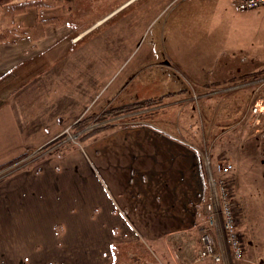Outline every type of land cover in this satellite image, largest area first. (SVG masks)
<instances>
[{
	"label": "crops",
	"instance_id": "obj_1",
	"mask_svg": "<svg viewBox=\"0 0 264 264\" xmlns=\"http://www.w3.org/2000/svg\"><path fill=\"white\" fill-rule=\"evenodd\" d=\"M220 1H181L178 4L179 23L186 18L194 23L189 27V33L193 34L189 37L190 41L170 42L169 47L180 55L171 57L164 51L165 58L156 56L148 67L134 70V75L128 76L133 79L139 77L142 82L138 84V89L150 87L149 90L121 96L125 85L123 80L111 99L123 104L147 96H169L173 91L188 92L194 87L208 89L213 86L200 96H224L235 89L245 91L242 88L246 87L240 86L239 80L262 67L253 66L252 52L237 55L233 43L228 41L234 31L231 23L214 14L219 13L218 9L227 16L247 11L237 10L229 0ZM149 5L151 23L167 6L158 10L156 3L153 4L154 9ZM123 9L117 7L106 15ZM42 10L44 12L45 9L26 8L16 16L15 23L25 31L42 19L39 16ZM208 15H213L212 21L219 23L216 29L205 22ZM3 19L0 7V30L6 27ZM59 26L45 25L43 36L37 39L22 33L0 40V78L9 76L21 65L35 64L37 68L46 61L56 64L62 57L57 50L61 46L54 51L52 49L62 45L64 36L46 38ZM215 30L217 34L212 39ZM216 36L224 38L223 43L214 42ZM137 37L140 40L138 33ZM66 43L70 55L64 57L69 60L68 65L91 59L88 51L83 61H78L76 53L71 54L75 51L73 48L78 43L77 39L64 42L65 49ZM61 66L52 69L56 73L63 71L65 76L67 65ZM29 69L32 70L29 67L28 72ZM83 72H91L85 76L83 85L88 89V97H92L93 72L89 70V62L85 63ZM142 73L148 74L143 76ZM51 76L50 80L59 78L55 73ZM100 77L108 79L102 72ZM30 78L36 79V85L44 83L38 75L26 76V79ZM65 83L68 84L67 92L57 93L53 88L26 83L8 94L10 98L0 105V129L4 132L0 142L20 145L9 151V156L17 157L28 152L32 144L49 142L65 125L71 126L80 119L75 117L77 89L70 86L74 81L69 79ZM61 95H64L62 99ZM227 102L222 105L220 101L219 112L236 111L237 105L231 104V100ZM67 103L72 105V109ZM3 109L9 114L1 112ZM240 125L236 120L230 127L240 129ZM260 125L264 128V120ZM227 131L229 128L214 137L213 142ZM233 135L229 134V140H234V144H237L235 141L252 139L238 136L232 139ZM218 153L220 151L213 153L212 149L208 156L214 160ZM228 157L237 158L232 153ZM211 166L216 175L217 163ZM203 170L196 147L172 134L166 124L155 120L113 126L89 138L78 149L47 155L34 168L22 167L0 184V264H133L137 261L134 259L136 255H143L142 248L152 246L155 250L156 242L162 240H176L182 245L181 259H176L175 263L166 259L164 263L140 264H232L234 260L230 257H226L223 263L210 260L191 262L199 245L198 228L205 216L208 172ZM228 175L231 176L230 172ZM238 197L237 203L239 205L240 202L243 208V199L239 194ZM241 243L242 253H245L242 239ZM188 245L191 251L185 250ZM162 251L171 252V249ZM254 254L259 255L257 249ZM247 260L252 261L253 258Z\"/></svg>",
	"mask_w": 264,
	"mask_h": 264
},
{
	"label": "rangeland",
	"instance_id": "obj_2",
	"mask_svg": "<svg viewBox=\"0 0 264 264\" xmlns=\"http://www.w3.org/2000/svg\"><path fill=\"white\" fill-rule=\"evenodd\" d=\"M127 1L62 0L61 3L55 6L40 7L45 9L44 12L42 10L39 14L43 20L47 19L44 26L47 24L60 25L58 28H54V32L52 34L49 33L46 39L64 36L61 40L62 45L58 44L56 48L52 49L54 51L61 46L57 50H59V54L62 57L57 60L56 64L46 61L44 65H38L37 68H35V64L32 66L30 64L18 66L12 74L0 78V105L6 103L8 98H10L11 95L8 94L12 89L15 92L26 83L31 86L53 88L58 93L59 91L67 92L66 86L68 84L65 82H69V79H71L74 83L70 86H74L77 89L75 93L77 98L75 117L86 118V121L82 124L83 127L81 129L72 130L69 128L70 126L65 125L52 140L50 139L46 143L42 142L43 144H32L33 147L29 148L28 152L17 155V157L9 156V151L20 145L0 142V184H3L18 169L22 167L34 168L47 155L63 154L70 150L78 149L86 140L101 134L102 131L104 132L108 128L129 123H148L155 120L163 123V125L166 124L172 134L187 140L196 147L205 173L210 171L214 177H217L218 173L215 175L212 172L214 167L211 165H216V163L221 166L226 163L232 165L231 171H229L232 178L228 175L229 172L225 178L228 180V187L232 194L233 203L231 204L238 223L236 229L245 245L243 258L235 259L232 264H264V128L261 125L257 128L251 126L246 118L248 108L256 94L254 93L255 88L248 86L242 88L245 91L238 92L235 89L233 93L215 97L212 94L208 96L199 95L212 89L213 86L211 85L208 89L194 87V92L193 90L188 92L179 90L170 92L169 96L154 95L140 98L135 101L149 98L157 99L152 104H150L151 102H145L144 105L138 108L128 107V109L125 108L123 111L122 109L117 110L119 106L130 105L129 103L134 102L130 100L131 102L127 101L122 104L117 99H111L115 97L116 88L123 83V80H125V88L123 87L121 96H130L136 92L141 93L149 90L148 88L150 87L138 89V84L142 82L141 79L139 77L133 79V77L128 76L132 75L134 70L148 67L149 62L156 56L165 58L164 51H167V55L171 57L180 55L169 47L170 42H175L176 40L180 42L190 41L189 37L193 35L189 33V27L194 21L186 18L179 23L180 11L178 4L186 0H130L131 2L129 1V3ZM222 1L224 0L220 2ZM154 3H156L158 10L167 7L155 21L150 23L149 4L152 5L151 9H154ZM117 7H124V9L116 14L106 15L108 11L115 10ZM218 11L219 13H215L214 16L226 19L229 24L231 23V28L234 29L231 39H228V41L233 43L237 55L252 52L253 54L250 56H252L251 62L253 66L257 68L264 67V7L247 9L245 10L247 12H236L235 15L231 14L230 16H227L221 9H218ZM18 14L15 15V22ZM211 16L213 17V15ZM212 17L208 15L205 22L212 29H216L219 23L212 21ZM7 19L5 17L3 19L4 26L8 23ZM133 31H135L134 35ZM137 33L140 36V40L137 37ZM214 34H217V30L213 31L212 39L215 37ZM72 39H77L78 43L73 48L75 51L71 54L76 53L78 61H83L86 51H88L91 58L89 61L68 65L67 62L69 60L65 59L64 56L68 57L70 52L67 51V43L65 44L66 49L63 45L64 42ZM223 39L221 36H216L214 42L223 43ZM250 45L249 50L248 47ZM69 50L72 49L69 48ZM88 62L89 70L93 72L91 80L93 84L91 88V91L93 90L92 97H88V89L83 85L86 82L85 76L91 73L83 72L85 63ZM61 65H67L65 76L63 71L56 73L54 70ZM29 67L32 69H29L30 72L27 71ZM144 71L147 72L148 70L144 69ZM36 72L38 73L34 75ZM101 72L108 77L107 80L100 77ZM54 73L61 79L53 78V80H50L51 75ZM144 73L141 75L145 76L148 74L144 75ZM30 75H38V79L44 83L36 85L38 84L36 79H26V76ZM126 77L128 78L125 79ZM45 82H49V84H45ZM86 91L87 94H85ZM49 93L53 94L52 92ZM60 97L62 99L64 95ZM230 100L231 104L237 105L236 111L233 113L228 110L219 112V105H226L228 104L227 101ZM66 105L72 109L71 104L67 103ZM130 108L133 109L129 110ZM1 112L5 115L9 114L4 109ZM236 120L237 123H241L240 129L230 127ZM2 121L4 123L3 118ZM228 128L229 131L226 134H222L213 142L214 137ZM66 129L68 130L65 131ZM83 131L89 132L83 136H77L76 139L71 138L74 139L73 141L69 139V135H72L71 133ZM229 134H234L232 139L234 136L252 137V139L242 142L235 141L237 144H234V140H229ZM3 136L4 132L1 130L0 138ZM235 138L237 139V137ZM212 149L213 153L220 151L219 155H217L218 157L215 156L214 160H211L208 156ZM231 153L237 156L235 160L228 157ZM232 179H234V185ZM232 187L235 188L232 189ZM238 194L243 199V208L240 202L239 205L237 203ZM248 227L250 231H247L249 230ZM155 245V250L152 249V246H149L148 249L142 248L143 255H136L134 259H137V261L132 263H164L166 259H171L172 263H175L176 259H181L180 254L184 247L177 243L176 240L173 242L171 240L157 241ZM254 247L258 250L259 255L254 254L256 252ZM165 248H170L171 252L162 251ZM189 249H191L190 245L185 247L186 251L192 250ZM154 251H156L155 255ZM245 256L253 258V260L249 261L250 259L247 260L248 258ZM192 258L191 262H194Z\"/></svg>",
	"mask_w": 264,
	"mask_h": 264
},
{
	"label": "built area",
	"instance_id": "obj_3",
	"mask_svg": "<svg viewBox=\"0 0 264 264\" xmlns=\"http://www.w3.org/2000/svg\"><path fill=\"white\" fill-rule=\"evenodd\" d=\"M230 2L237 10L264 7V0H230ZM240 83L242 87L253 86L255 88L254 93L256 94L248 108L246 118L251 126L257 128L264 120V71L254 78ZM69 128L71 129V127ZM66 133L68 134V132ZM71 134L69 135L71 141L80 135L79 132ZM231 168L230 163L222 164V166L218 164L217 177H214L210 171L208 172L209 187L205 203V216L203 223L198 228L199 245L194 262L210 260L213 263H219L226 257H230L231 260L243 258L241 238L236 229V215L231 204L233 203L232 196L228 180L225 178Z\"/></svg>",
	"mask_w": 264,
	"mask_h": 264
},
{
	"label": "trees",
	"instance_id": "obj_4",
	"mask_svg": "<svg viewBox=\"0 0 264 264\" xmlns=\"http://www.w3.org/2000/svg\"><path fill=\"white\" fill-rule=\"evenodd\" d=\"M61 1L62 0H21V1L0 0V7L3 10V16L5 18H8L7 19L8 23H7L6 27H4L0 30V39L9 38L10 35H11V37H14V36H17V35L22 34V33L23 34L28 33L30 38L37 39L38 37H40L43 34L44 23L47 22V19L38 20L33 25H30L25 31L24 30L22 31V30H20L21 26H19L18 23H15V15L23 12L27 7L40 8V7L55 6L59 3H61ZM49 20H53V19H49ZM262 71H264V67H262L256 71H253V72L249 73L248 75L243 76L242 79L239 81L252 79L255 76H257L258 74H260ZM156 99L157 98H149V99H144V100H140V101H134L132 103H129L130 105L125 104V105L119 106L117 108V110L122 109V111H123V110H125V108L128 109V107L138 108V107H141L142 105H144L145 102H151L150 104H152V103H154L153 101H156ZM133 108H130L129 110H131ZM84 121H86V118L76 120L71 125V129L72 130L81 129L83 127L82 124H84ZM88 132L87 131L80 132V135L83 136ZM206 188L208 189V187H206ZM207 196H208V191H207V195L205 197V201H204L205 203L207 200ZM205 203H204V207H205ZM198 237H199V235H198ZM198 241H199V238H198ZM196 251H197V249H196ZM195 256H196V253L192 259H194Z\"/></svg>",
	"mask_w": 264,
	"mask_h": 264
}]
</instances>
